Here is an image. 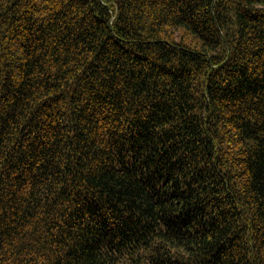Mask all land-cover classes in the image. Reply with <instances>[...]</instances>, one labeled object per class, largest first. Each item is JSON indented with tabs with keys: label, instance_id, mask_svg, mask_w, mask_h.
<instances>
[{
	"label": "trees",
	"instance_id": "trees-1",
	"mask_svg": "<svg viewBox=\"0 0 264 264\" xmlns=\"http://www.w3.org/2000/svg\"><path fill=\"white\" fill-rule=\"evenodd\" d=\"M0 264H264V0H0Z\"/></svg>",
	"mask_w": 264,
	"mask_h": 264
}]
</instances>
